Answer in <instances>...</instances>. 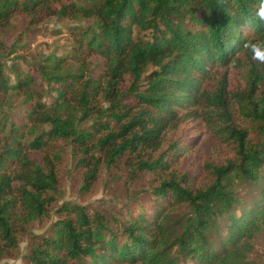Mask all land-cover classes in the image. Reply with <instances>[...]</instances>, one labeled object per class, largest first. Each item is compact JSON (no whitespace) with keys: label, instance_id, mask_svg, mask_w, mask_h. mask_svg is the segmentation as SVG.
<instances>
[{"label":"trees","instance_id":"obj_1","mask_svg":"<svg viewBox=\"0 0 264 264\" xmlns=\"http://www.w3.org/2000/svg\"><path fill=\"white\" fill-rule=\"evenodd\" d=\"M62 1L0 0V26L15 15L27 18L30 26L40 10L56 3V13L90 20L74 35L73 51L85 50L104 61L95 66V77L86 78L83 62L73 72L66 56L47 55L36 62L33 69L42 81L64 86L54 88L57 103L46 106L33 76L15 64L13 70L5 65L3 57L15 53L16 46L7 49L0 40L2 247L15 248L17 228L46 215L55 201L54 165L46 156L41 163L31 159L29 148L70 143L78 152L76 164L85 168L86 190L99 169L110 171L124 157H136L131 178L140 172L164 173L187 143H172L156 158L150 154L161 147L166 129L201 108L205 125L234 150L233 159L205 164L207 183L194 187L188 174H170L152 188L149 215L129 214L111 222L86 206L62 204L63 216L50 234L34 240L25 264L244 263L254 236L264 231V66L248 47L264 41V21L256 15L264 0ZM241 55L244 85L230 91L227 69L239 67ZM224 68L214 79L212 71ZM68 92L75 94L74 104L65 98ZM98 92L107 106L93 105ZM15 93L23 95L18 123L3 109V101ZM125 96L131 99L125 102ZM234 111L248 126L233 122ZM85 119L89 125L82 124ZM244 185L255 191L249 202L239 197ZM181 207L186 211L177 214Z\"/></svg>","mask_w":264,"mask_h":264},{"label":"rangeland","instance_id":"obj_2","mask_svg":"<svg viewBox=\"0 0 264 264\" xmlns=\"http://www.w3.org/2000/svg\"><path fill=\"white\" fill-rule=\"evenodd\" d=\"M66 2L68 1H62V3ZM59 7L60 4L56 3L47 9L40 10L30 26H28L27 18L21 19L17 15L9 21L8 25L0 26V40L4 42L6 48L9 49L12 45L16 46L15 53H6L3 57L5 65L11 67V70L16 68L22 73L31 74L37 83L35 89L46 106L57 103V92L54 88L58 86L63 89L64 86L42 81L36 70L33 69L36 62L47 55L66 56V62L73 72L76 71L77 65L83 62L85 78L89 74L95 77V66L104 63L101 57L93 53L85 50L79 53L73 51L75 48L74 35L80 28H87L90 20L72 19L56 13ZM239 59L242 63L239 67L230 66L227 69V88L230 91H237L244 85L246 74L244 56L241 55ZM14 64L16 67L13 68ZM259 64L264 66V62L259 61ZM11 70L8 69L7 73L13 79L14 72L12 73ZM225 70L224 68L212 71L214 79L222 75ZM214 83L215 81L212 80L208 87L213 88ZM125 85L126 82L122 86ZM65 98L70 104H74V93H66ZM22 99L23 95L15 93L11 94L8 100L3 101L4 111L10 112L16 123L22 118L21 111L19 112ZM130 99V96L123 98L125 102ZM107 104L103 95L98 92L93 105L99 108L107 106ZM195 110L192 117L181 119L176 126L166 129L161 147L158 151L150 154L156 158L172 143H187L188 146L182 149L183 151L175 160L171 161L170 169L164 173L140 172L136 177L131 178L129 170L136 157H131L128 161L124 157L110 171L99 169L96 179L86 190L82 187L85 168L76 164L78 152L73 149L70 143L53 142L39 151L29 148L26 153L31 159L41 163L43 157L46 156L54 165L57 180L56 192L53 193L55 201L48 206L46 215L17 228V246L15 248H3L0 244V264H25L26 256L34 240L39 236L50 234L53 223L63 216V213L59 212V207L62 204L75 203L86 206L89 210L99 211L106 217V220L111 222L113 218H127L129 214L149 215L154 206V198L151 196L152 188L170 174H188L190 183L194 187H200L207 183L210 180V174L205 168V164H222L233 159L234 150L231 142L222 140L205 125L200 115V113H204L201 108ZM92 119L93 117H91ZM91 120L85 119L82 124L89 125ZM233 122L239 127L248 126L246 120L239 117L235 111L233 112ZM37 131L38 129L27 133L22 142L31 139L37 134ZM2 142L0 139V147ZM58 150L60 157L56 159L55 154ZM238 192L244 202H249L255 194L254 188L248 185L239 187ZM185 211L186 208L183 207L175 210L177 214ZM121 264L139 263L124 262ZM186 264L192 263L187 261ZM242 264H264V231L254 236L253 249Z\"/></svg>","mask_w":264,"mask_h":264},{"label":"clouds","instance_id":"obj_3","mask_svg":"<svg viewBox=\"0 0 264 264\" xmlns=\"http://www.w3.org/2000/svg\"><path fill=\"white\" fill-rule=\"evenodd\" d=\"M256 15L261 21H264V8L259 9ZM248 47L253 59L264 62V41L251 42Z\"/></svg>","mask_w":264,"mask_h":264}]
</instances>
